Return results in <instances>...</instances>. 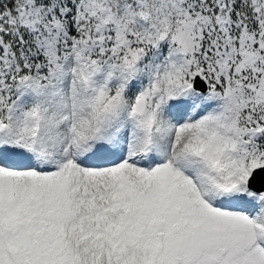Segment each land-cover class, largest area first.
Returning <instances> with one entry per match:
<instances>
[{
    "label": "snow or ice",
    "instance_id": "6c2138e0",
    "mask_svg": "<svg viewBox=\"0 0 264 264\" xmlns=\"http://www.w3.org/2000/svg\"><path fill=\"white\" fill-rule=\"evenodd\" d=\"M0 264H264V0H0Z\"/></svg>",
    "mask_w": 264,
    "mask_h": 264
}]
</instances>
